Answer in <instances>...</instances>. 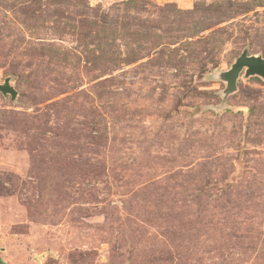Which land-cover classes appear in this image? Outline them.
Listing matches in <instances>:
<instances>
[{
  "label": "rangeland",
  "instance_id": "rangeland-1",
  "mask_svg": "<svg viewBox=\"0 0 264 264\" xmlns=\"http://www.w3.org/2000/svg\"><path fill=\"white\" fill-rule=\"evenodd\" d=\"M264 0H0V263L264 264Z\"/></svg>",
  "mask_w": 264,
  "mask_h": 264
},
{
  "label": "water",
  "instance_id": "water-1",
  "mask_svg": "<svg viewBox=\"0 0 264 264\" xmlns=\"http://www.w3.org/2000/svg\"><path fill=\"white\" fill-rule=\"evenodd\" d=\"M241 74H244L245 78L257 76L264 79V57L256 54L252 55L248 49H245L229 70L217 74V77L227 84L222 93L224 102L230 94L237 91V83ZM12 81L13 79L8 77L2 84L0 83V92L6 97L10 96L12 101L16 102L18 91L12 85Z\"/></svg>",
  "mask_w": 264,
  "mask_h": 264
}]
</instances>
